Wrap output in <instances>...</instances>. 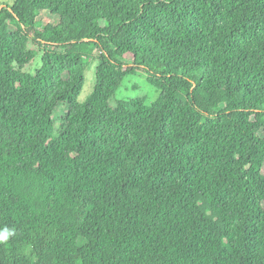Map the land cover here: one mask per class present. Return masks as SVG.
<instances>
[{
	"label": "trees",
	"instance_id": "16d2710c",
	"mask_svg": "<svg viewBox=\"0 0 264 264\" xmlns=\"http://www.w3.org/2000/svg\"><path fill=\"white\" fill-rule=\"evenodd\" d=\"M13 1L0 264H264V0ZM137 73L158 101L113 108Z\"/></svg>",
	"mask_w": 264,
	"mask_h": 264
},
{
	"label": "rangeland",
	"instance_id": "374dc122",
	"mask_svg": "<svg viewBox=\"0 0 264 264\" xmlns=\"http://www.w3.org/2000/svg\"><path fill=\"white\" fill-rule=\"evenodd\" d=\"M13 2V0H0V6L5 7V5H12ZM122 62L130 64L132 63V58L126 57L122 59ZM41 64V55H39L30 66L26 67L25 72L35 74L36 69L39 68ZM97 66V61H93L90 68L86 71L84 89L79 97L80 103H84L94 90L96 85ZM159 97L160 92L148 83L146 74L137 73L136 75H129L125 78L115 96L112 98L110 104L113 108H117L121 103L128 102H141L145 106H152L158 101ZM63 111L64 108L62 107L58 111L57 117L62 116L64 113ZM57 119L58 122L56 125L55 135H59L62 130L60 117Z\"/></svg>",
	"mask_w": 264,
	"mask_h": 264
},
{
	"label": "clouds",
	"instance_id": "9594fccd",
	"mask_svg": "<svg viewBox=\"0 0 264 264\" xmlns=\"http://www.w3.org/2000/svg\"><path fill=\"white\" fill-rule=\"evenodd\" d=\"M11 233L5 229L3 232H0V243H4L9 239Z\"/></svg>",
	"mask_w": 264,
	"mask_h": 264
}]
</instances>
